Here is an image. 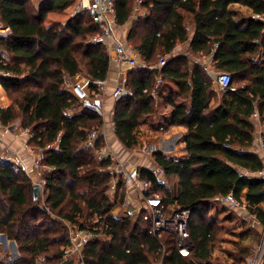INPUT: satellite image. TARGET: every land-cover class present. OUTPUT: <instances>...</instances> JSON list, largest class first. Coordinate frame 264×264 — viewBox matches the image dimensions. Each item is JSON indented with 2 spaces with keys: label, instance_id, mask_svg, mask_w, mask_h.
<instances>
[{
  "label": "trees",
  "instance_id": "16d2710c",
  "mask_svg": "<svg viewBox=\"0 0 264 264\" xmlns=\"http://www.w3.org/2000/svg\"><path fill=\"white\" fill-rule=\"evenodd\" d=\"M134 1L115 0L118 24L130 20ZM73 2L49 0L35 9L31 0H0V20L11 28L0 37V69L11 72L2 77V85L17 94L3 109L2 120L9 125L21 119L32 129V143L51 168L45 173L47 196L41 205L27 172L0 158V232L25 252L17 264H35L56 244L63 245L61 264H70L63 256L69 224L97 235L83 249L85 264H211L216 222L208 215L222 197L233 193L245 200L249 213L264 223V178L254 174L264 161L251 150L255 116L264 123V22L253 17L264 14V0H143L151 5L150 12L129 33L143 65L128 71L134 93L115 99L114 131L126 148L139 144L138 128L156 111L152 90L161 75L158 98L171 89V123L187 127V156L175 160L161 151L153 153L166 179L178 178L175 193L151 169L141 167L140 174L151 183L145 195H161L166 211L188 209L193 244L188 255L180 252L173 232L152 234L151 219L113 213L116 204L107 194L111 158L100 159L96 153L105 138L95 147L87 145L90 130L102 127L104 119L87 108L69 112L79 100L63 88L66 76L74 79L82 71L92 80L109 76L105 46L90 41L98 26L88 10L66 22L45 23L49 11L65 10ZM236 4L249 13L234 8ZM179 42L188 44L186 52H175ZM161 55H168L167 63L158 67ZM208 57L219 74L231 73L236 90L222 89L205 70ZM51 213L60 218L58 230L65 229L60 237L52 236L51 228L37 230L44 225L36 223L38 216ZM82 216L90 221L80 222Z\"/></svg>",
  "mask_w": 264,
  "mask_h": 264
},
{
  "label": "built area",
  "instance_id": "2783aa9c",
  "mask_svg": "<svg viewBox=\"0 0 264 264\" xmlns=\"http://www.w3.org/2000/svg\"><path fill=\"white\" fill-rule=\"evenodd\" d=\"M140 4V1H139ZM82 5L84 9L89 11L90 16L93 19V22L98 26V32L91 35L90 41L97 44H103L105 46L106 52L108 54L110 65L117 66L121 71V78L117 85L110 91L108 77L106 79H96L92 80L91 78L84 77L79 80H75L70 76H66L64 80L63 88L73 94L78 100V109H91L96 114L103 117L104 122L103 126L100 128L92 129L89 132L87 145L95 147L97 140L102 137V133H105L106 128V106L105 102L109 96L117 99L126 94H133V89L130 88L128 82V71L129 69L139 68L143 65L140 60V51L135 49L132 44L123 42L118 39L115 35L117 14L115 7V0H80L78 4ZM253 17L257 20L264 22V14H254ZM11 33V28L6 26L0 20V37H6ZM168 55L160 57L159 66L162 67L167 63ZM197 62V60H196ZM205 70L210 71L213 58L208 57L205 60ZM11 72L4 71L0 69V76H9ZM217 82L220 87L224 90H236V86L232 84V75L229 72H222L217 76ZM163 82V77L159 75L157 77V84L152 90L153 97L158 99V89ZM92 84L95 87H92ZM3 107L0 105V130L10 127L5 124L2 120L3 117ZM114 108L111 112V121L110 126L115 130V121H114ZM16 129H20L21 133H28L32 136L34 135L31 132L30 128H25L22 123L21 125H15ZM13 127V128H14ZM12 128V129H13ZM164 129L162 125L160 127ZM105 136V135H104ZM54 144L51 143L48 147H52ZM261 148V158L264 161V138L262 136L260 140ZM152 147L151 153L155 152L156 148ZM99 152V153H97ZM98 158H103L104 155L111 158V163L108 164L107 170L111 175V189H117L120 178H123L125 181L132 180L134 186L139 189V196L136 200L132 199L126 195L124 197L123 206L125 215L133 216L138 214L142 216L143 220L152 221V226L150 232L154 235H160L164 231L173 232L177 238V245L181 253L188 255L192 250L193 244L188 235V221L190 213L188 209H175L166 211L164 209V204L161 202V196L156 194L154 196H146L145 193L148 189L151 188V183L146 179L142 178L140 174V166L136 167H127L125 162L121 161L119 156L116 155L112 150L105 153L104 150L96 151ZM150 153V154H151ZM44 154L43 151L39 150V155L36 156L35 166L37 170V181L34 184L41 187H45L47 179L44 171L46 169H51L49 166L42 163V158ZM178 160V159H175ZM148 168V167H145ZM43 169V170H42ZM151 169L159 178L166 180V173L164 168L154 159ZM258 177L264 178V165L263 167L254 173ZM131 182V181H130ZM117 183V185H116ZM222 201L225 202L228 206L233 209L241 208L244 206V203L236 198L233 193H229L222 197ZM97 237L91 230L85 228H71L69 233V243L64 249V259L73 258L77 260L76 264H85L83 249L84 247L93 239ZM99 237V235H98ZM264 261V245L261 246L255 255L250 259L249 264H263ZM155 264H164L163 260L156 261Z\"/></svg>",
  "mask_w": 264,
  "mask_h": 264
},
{
  "label": "rangeland",
  "instance_id": "374dc122",
  "mask_svg": "<svg viewBox=\"0 0 264 264\" xmlns=\"http://www.w3.org/2000/svg\"><path fill=\"white\" fill-rule=\"evenodd\" d=\"M80 0H74L73 4V8L71 10L68 11H64V13L67 15L65 16L66 20L69 19L73 14H75L76 12H83L84 7L82 5L79 6V8L77 7L79 4ZM32 6L35 7V9H37L36 4L34 3L33 0H31ZM66 10V9H65ZM150 11L147 10L146 15H148ZM83 14V13H82ZM86 15V12H85ZM63 16V14H62ZM66 20H53V18L49 17V14L47 15L46 19H45V23L46 24H51L52 22L55 21H59V22H66ZM91 37V36H90ZM186 52L185 50L183 51V53ZM79 57L81 58L82 55L78 54ZM162 56V55H161ZM84 65V62H83ZM211 73L213 74V78L214 80L217 82V74H219L214 65H212L211 69H210ZM87 74L85 71H82V73H80L79 75H77L75 77V80H79L82 79L84 77H86ZM245 81L243 80H239L238 83L242 84ZM218 83V82H217ZM8 98L10 99L11 102H13V99L17 96L16 93H14L13 95L10 93H7ZM107 99L108 100V104H107V109H106V115H105V121L108 123L105 125L106 127L110 126V121H111V112L113 111V104L115 103V98L112 96H109ZM179 99V98H178ZM180 100V99H179ZM158 105V103H156ZM75 109V108H74ZM70 109L69 112H73V111H78V107L73 110ZM115 111V109H114ZM151 117H149L147 120H150ZM21 125V119H16L13 123L9 124L10 125ZM111 127V126H110ZM14 130H16V128H13ZM106 129V128H105ZM104 129V130H105ZM111 130L113 131L112 133L116 136L115 131L113 130V128L111 127ZM143 131L144 128L141 125L138 128V134H139V144L134 147V148H126V146L119 140V138L116 136V138H113L112 134H106L102 133V136H104L105 140H104V144L102 145L101 148H99L98 150H101L105 153L109 152V151H113L114 153H116V155L119 156L120 160L125 162L124 164L127 165V167H138L137 160L134 161V163H129V166L127 164V159H129L130 157H132L131 155H137L140 157H145L147 156L151 162H153L154 157L151 153V148L150 143H142V136H143ZM31 132L34 134L33 130L31 129ZM108 133V132H107ZM23 135L26 137L25 143H27L28 146H30L32 148V150L35 151V154L39 155V147H37L36 145H34L32 143L33 140V136L31 134L28 133H23ZM144 137V136H143ZM149 142V141H148ZM152 143V142H151ZM124 150H126V152H124ZM99 153V152H97ZM151 153V155H150ZM134 159V156L132 157V160ZM35 162V160H34ZM150 166V165H149ZM152 166V165H151ZM33 168L35 169L36 172V176H37V171H36V166L35 164H33ZM43 170V169H42ZM51 170V169H50ZM49 169H46L44 171V174L47 171H50ZM38 177V176H37ZM121 180L119 181L118 185H117V189H111L109 188L107 191L108 196L110 197L111 201L115 202V207L113 209V213L114 215H116L117 217L120 216H125V211H124V206H123V201H124V197L126 195H128L132 201H137L136 199L141 196L139 195V189L136 188L134 186V182L132 180L130 181H125L123 180V178H120ZM32 180V179H31ZM35 181H37L35 179ZM166 182V186L171 189L170 191L172 193L176 192V188L178 185V178L175 176H172L170 178H167L166 180H164ZM33 184L34 181L32 180ZM111 185V183H110ZM34 186H37L36 184H34ZM82 189V188H81ZM47 196V191L45 190V187H41V191L39 194V199L41 205L45 202V198ZM161 196V195H160ZM70 201V200H69ZM68 201V203H69ZM245 206H242L241 208H237V209H233L230 206H228L225 202H220L217 206V208L213 207L210 211V214L208 215V217H210L213 221H215V226H214V230H216V238L214 241V246H213V253H212V257L211 259H209L208 261H211V264H249L250 259L255 255V253L257 252V250L264 245V223H257L256 222V218L254 217V215H249V211L247 213V208H246V203L243 202ZM51 216V217H50ZM56 219V220H55ZM60 218H58V216L56 214L51 213L48 216L45 215H39L38 216V220L36 223H40V224H44L43 226L41 225L40 227L37 228V230L40 233L45 232L47 229L51 228V235L52 236H56V237H60L64 232L65 229L63 230H58L61 225H59V223L57 222V220H59ZM84 221L85 223L89 222L90 219L89 218H85V216H82L80 218V222ZM259 222V221H258ZM39 225V224H38ZM67 225V223H66ZM71 228H73V225L69 224L68 225V230L70 233ZM56 230V232L54 233L53 230ZM20 245V244H19ZM62 246L60 244H56L55 247L53 248V250L49 253V254H43L41 256H39L36 260L35 264H61V260L59 259L60 255L62 254L61 250H62ZM19 248V253L18 254H12L10 251L7 252L6 255H3V251H0V264H17V262L22 258V257H26L25 252L23 251L22 247L18 246ZM248 250V252H247ZM11 254V255H10ZM64 254V252H63ZM3 261V262H1ZM64 261H66V259H64ZM70 264H75L76 260L73 258L68 259V261ZM206 262H202V264H205Z\"/></svg>",
  "mask_w": 264,
  "mask_h": 264
},
{
  "label": "crops",
  "instance_id": "0c3cea01",
  "mask_svg": "<svg viewBox=\"0 0 264 264\" xmlns=\"http://www.w3.org/2000/svg\"><path fill=\"white\" fill-rule=\"evenodd\" d=\"M33 1L36 4L37 8H40L42 5L49 2V0H33ZM150 7L151 5H143V0H135L132 3L133 10L130 20L124 24L116 23V28H115L116 37L123 42L132 44L135 49H138L129 40V33L134 22L136 20H139L140 17L145 16L147 10L150 11ZM72 8H73V4H71L64 11L71 10ZM234 8L239 9L240 11L246 14H248L250 11L249 8H247L246 6H242L239 4L234 5ZM64 11L51 10L48 12V14L50 18H53V20H66L65 16L67 15L64 13ZM187 48H188L187 43L179 42L175 49V52L180 54L183 53L184 50L186 51ZM121 76L122 74L120 69L117 66L112 65L108 76L110 91L117 85ZM170 94H171V89H167L164 92L163 96L156 99V103H158V105L156 104L155 113L151 116L150 120H147L146 123L142 124L144 128L143 131L144 137L142 136V143L145 142L150 143V145H153L156 148L155 151H161L166 155H169L171 158L180 159L187 156L186 144H185L187 127L184 125H174V124L172 125L171 119H172L173 106L168 98ZM108 100L109 99H106L105 102L106 109L108 108L107 107ZM176 100L179 99L176 98ZM11 103L12 102L7 96V92L3 88L2 76H0V105L3 108H7L11 105ZM79 111L81 110H78V112ZM255 120L257 122V129L255 133L254 145L251 150L257 151L260 155L261 148L259 143L262 136L264 135V123L261 122L258 116H255ZM15 125L16 124L10 125V127L0 130V158L4 161L5 160L11 161L17 164L19 167H22L23 170L27 172L30 179H32L35 182V179L37 180L38 177L36 176V172L35 169L33 168V164L37 154H35V151L32 150V148L28 146L27 143H25L24 140H26V137L23 135V133H21V130L18 128L16 130L12 129ZM162 125L165 127L164 129L160 128ZM105 131L106 134H112L113 138H116V136L112 133L113 131L111 130L110 126L106 127ZM124 152H126V150H124ZM133 154L131 155L132 157L134 156L133 160L132 157L127 159L128 166L130 162L134 163V161L138 159L136 163L138 166L148 167V168L152 167L151 165L153 162H151V160L147 156L140 157ZM244 172H246V170H244ZM244 202L246 203L245 200ZM261 205L264 206V204ZM249 215H254V214H249ZM254 217L257 219L256 220L257 223L261 222L260 219H258L255 215ZM2 234L4 233L0 232V251H3V255H6L7 252L9 251L13 255L18 254L19 248L17 242L15 240L9 239L8 237H7V241H5L1 236Z\"/></svg>",
  "mask_w": 264,
  "mask_h": 264
},
{
  "label": "water",
  "instance_id": "95a60500",
  "mask_svg": "<svg viewBox=\"0 0 264 264\" xmlns=\"http://www.w3.org/2000/svg\"><path fill=\"white\" fill-rule=\"evenodd\" d=\"M40 190H41V186L37 185V186L34 187V197H35V198H38V197H39ZM1 236H2V238H3L5 241H7V236H6V234H2ZM14 243H15V242H14Z\"/></svg>",
  "mask_w": 264,
  "mask_h": 264
}]
</instances>
